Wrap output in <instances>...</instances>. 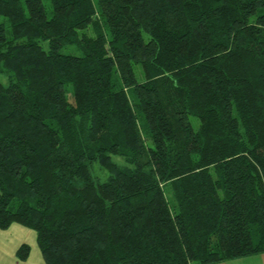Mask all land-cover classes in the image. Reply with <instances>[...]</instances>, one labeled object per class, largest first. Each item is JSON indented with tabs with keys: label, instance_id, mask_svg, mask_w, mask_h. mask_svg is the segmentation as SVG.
Returning <instances> with one entry per match:
<instances>
[{
	"label": "trees",
	"instance_id": "1",
	"mask_svg": "<svg viewBox=\"0 0 264 264\" xmlns=\"http://www.w3.org/2000/svg\"><path fill=\"white\" fill-rule=\"evenodd\" d=\"M12 223L45 264L264 253V0H0Z\"/></svg>",
	"mask_w": 264,
	"mask_h": 264
},
{
	"label": "crops",
	"instance_id": "2",
	"mask_svg": "<svg viewBox=\"0 0 264 264\" xmlns=\"http://www.w3.org/2000/svg\"><path fill=\"white\" fill-rule=\"evenodd\" d=\"M34 234L32 229L16 223L0 229V264H45ZM23 243L29 244L31 253L19 260L16 251ZM215 264H264V253Z\"/></svg>",
	"mask_w": 264,
	"mask_h": 264
},
{
	"label": "rangeland",
	"instance_id": "3",
	"mask_svg": "<svg viewBox=\"0 0 264 264\" xmlns=\"http://www.w3.org/2000/svg\"><path fill=\"white\" fill-rule=\"evenodd\" d=\"M44 1V4L45 5H47V0H43ZM49 11V10H48ZM136 71H137V74H138V76L140 77V74H139V72H138V67H136ZM140 122L142 123V120H140ZM195 122V121H194ZM114 158V160L116 161V162H118V163H121V164H125L124 162H123V159H121L120 157H113ZM93 175L96 177V178H98L99 180H104L105 178H106V176H107V172L104 170V169H102L97 163H95L94 164V166H93ZM16 224H18V223H16ZM21 225V224H20ZM1 229V228H0ZM5 229V228H4ZM33 233H35V231L33 230ZM35 236V240H36V234H34ZM31 240V239H30ZM37 241V240H36ZM26 244H28V243H26ZM29 245V244H28ZM29 248H30V246H29ZM39 248V247H38ZM39 252H40V250H39ZM29 253H31V251H30V249H29ZM29 256V255H28ZM42 258V257H41Z\"/></svg>",
	"mask_w": 264,
	"mask_h": 264
}]
</instances>
